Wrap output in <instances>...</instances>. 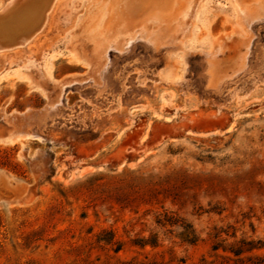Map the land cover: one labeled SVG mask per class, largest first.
<instances>
[{"label": "rangeland", "instance_id": "obj_1", "mask_svg": "<svg viewBox=\"0 0 264 264\" xmlns=\"http://www.w3.org/2000/svg\"><path fill=\"white\" fill-rule=\"evenodd\" d=\"M59 2L0 53V264H264V0Z\"/></svg>", "mask_w": 264, "mask_h": 264}, {"label": "bare ground", "instance_id": "obj_2", "mask_svg": "<svg viewBox=\"0 0 264 264\" xmlns=\"http://www.w3.org/2000/svg\"><path fill=\"white\" fill-rule=\"evenodd\" d=\"M59 1L61 0L4 1L0 6V53L12 46L27 44L29 39L32 40L39 34L46 27Z\"/></svg>", "mask_w": 264, "mask_h": 264}, {"label": "trees", "instance_id": "obj_3", "mask_svg": "<svg viewBox=\"0 0 264 264\" xmlns=\"http://www.w3.org/2000/svg\"><path fill=\"white\" fill-rule=\"evenodd\" d=\"M119 264H132V263L131 262L122 261ZM139 264H143V263H139ZM148 264H156V263L155 262H151V263H148Z\"/></svg>", "mask_w": 264, "mask_h": 264}]
</instances>
